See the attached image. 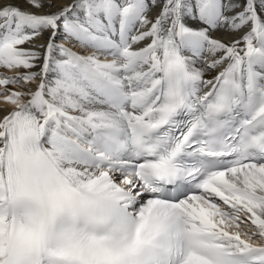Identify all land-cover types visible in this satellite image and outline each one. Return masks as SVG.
<instances>
[{"label": "snow or ice", "instance_id": "obj_1", "mask_svg": "<svg viewBox=\"0 0 264 264\" xmlns=\"http://www.w3.org/2000/svg\"><path fill=\"white\" fill-rule=\"evenodd\" d=\"M0 264H264V0H0Z\"/></svg>", "mask_w": 264, "mask_h": 264}, {"label": "bare ground", "instance_id": "obj_2", "mask_svg": "<svg viewBox=\"0 0 264 264\" xmlns=\"http://www.w3.org/2000/svg\"><path fill=\"white\" fill-rule=\"evenodd\" d=\"M17 2H22V0H17ZM63 2H64V3H70L71 0H63ZM23 6H24V7H27L26 4L23 5ZM190 23H192L193 26H196V25H195V22H190ZM214 35H218V36H219V35H222V33H214ZM236 35L238 36V35H240V33H237ZM46 38H47V37L45 36V40H46ZM43 42H44V40H38V41H37V43H43ZM69 46H72V45H69ZM76 50H79V48L77 47ZM196 66H197V67H200L201 64H200V63H197ZM210 75H211V74H207V75H206V78H209Z\"/></svg>", "mask_w": 264, "mask_h": 264}]
</instances>
